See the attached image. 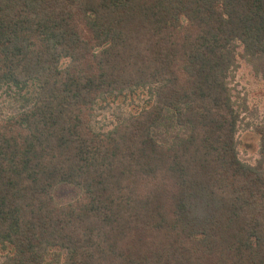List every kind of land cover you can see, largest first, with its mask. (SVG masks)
I'll use <instances>...</instances> for the list:
<instances>
[{
  "label": "trees",
  "instance_id": "1",
  "mask_svg": "<svg viewBox=\"0 0 264 264\" xmlns=\"http://www.w3.org/2000/svg\"><path fill=\"white\" fill-rule=\"evenodd\" d=\"M239 47L264 75V0H0V264H264Z\"/></svg>",
  "mask_w": 264,
  "mask_h": 264
},
{
  "label": "rangeland",
  "instance_id": "2",
  "mask_svg": "<svg viewBox=\"0 0 264 264\" xmlns=\"http://www.w3.org/2000/svg\"><path fill=\"white\" fill-rule=\"evenodd\" d=\"M236 67L232 71L229 86L232 98L239 110V121L236 129V149L240 160L253 164L259 156L258 130L264 126V75L255 72L253 64L243 54L241 47L237 49ZM0 93V110L3 113L11 112L17 102ZM142 100L127 98L118 100L120 107L136 108ZM10 106V107H9ZM129 110H124L127 112ZM119 110L114 105H106L96 110L99 124L108 125L116 120ZM80 189L70 184H58L52 191L56 203L64 204L79 196ZM1 249H0V257Z\"/></svg>",
  "mask_w": 264,
  "mask_h": 264
}]
</instances>
